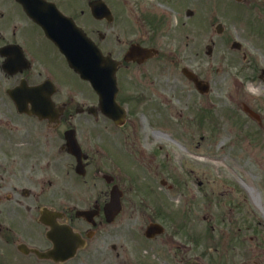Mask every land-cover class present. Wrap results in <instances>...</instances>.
Wrapping results in <instances>:
<instances>
[{"label": "flooded vegetation", "instance_id": "obj_1", "mask_svg": "<svg viewBox=\"0 0 264 264\" xmlns=\"http://www.w3.org/2000/svg\"><path fill=\"white\" fill-rule=\"evenodd\" d=\"M97 1L0 0V264H88L91 256L99 257V264H202L199 255L186 254L190 246L183 239L165 232L163 198L154 181L148 180L152 178L149 168L140 160L144 154L141 151L138 157L132 150L126 132L133 114L130 104L144 100L153 91L139 87L144 81L138 77L152 83L151 76L162 70L166 60L175 64L172 50L166 46L176 39L181 25L170 29L164 14L141 0H114L112 5L102 0L109 13ZM187 1L194 7L187 9V16L198 24V0ZM257 1L243 0L241 4L259 8V36L263 38L264 0ZM165 2L180 13L186 4L184 0ZM232 2L215 0L214 8L229 7ZM92 3L103 12L102 18L92 16ZM52 4L114 61L117 89L113 100L125 110L122 124L103 114L99 94L90 82L69 66L58 46L27 14L49 11ZM196 38L192 55L199 53V35ZM131 49L135 57L125 59ZM139 49H151L144 53L149 57L137 61ZM241 55L246 61V50ZM189 69L200 78L193 65ZM233 72L223 77L228 88H243L250 78L264 86V51L257 68L252 64ZM238 76L241 80L235 79ZM183 77L198 101L210 92L209 86L206 93H199L193 81ZM236 95L238 99L245 97L238 89ZM228 98L234 100L232 94ZM237 104L236 114L261 129L264 113L242 100ZM83 124L90 126L84 129ZM109 130L117 133L115 142L107 139ZM83 131L86 139L82 138ZM70 133L85 155L83 176L75 172L77 159L68 150L66 136ZM120 151L126 154L123 160ZM88 175L90 181L85 180ZM158 183L165 186L162 179ZM112 191L117 194L113 199ZM154 224L163 226L164 231L158 232ZM188 234L189 241L197 244L195 234ZM121 250L129 251V261L121 258ZM72 251L74 255L58 261ZM104 253L117 260L109 262Z\"/></svg>", "mask_w": 264, "mask_h": 264}, {"label": "rangeland", "instance_id": "obj_2", "mask_svg": "<svg viewBox=\"0 0 264 264\" xmlns=\"http://www.w3.org/2000/svg\"><path fill=\"white\" fill-rule=\"evenodd\" d=\"M105 1L114 3V0ZM141 1L162 12L170 29L176 28L177 23L181 25L179 36L166 46L172 50L170 56L175 64L166 60L162 70L151 76L152 83L138 77L144 81L139 87L147 86L154 92L130 104L133 114L126 130L132 150L138 157L141 151L144 154L139 159L152 176L146 179L154 181L152 184L163 198L165 232L183 239L190 246L186 254L199 255L198 262L202 264L212 261L264 264V124L258 129L252 121L235 112L242 100L263 114L264 86L258 79L250 78L243 88H236L242 97L245 95L238 99L236 89L226 87L223 81L225 75L235 74V69L252 64L259 66L264 51V36H259L262 28L259 8L247 11L242 4L235 6L234 3L214 8L215 0H198L195 9L199 12V22L194 24L187 16V9L194 7L187 0L181 13L177 8L170 10L165 0ZM116 9L120 11L118 5ZM216 22L224 25V35L215 34L212 24ZM197 35L199 53L192 55L198 43ZM231 38L241 42L248 54L246 61L242 50L229 48ZM208 44L212 45L210 54H206ZM190 65L209 82L210 92L199 101L179 68ZM235 79L241 80V76ZM89 126L82 125L84 129ZM109 131L107 139L115 142L117 133ZM84 133L81 135L86 139ZM153 151L156 152L149 161ZM125 155L119 152L121 160ZM125 162L124 166L129 169ZM137 165L132 163L139 170ZM161 179L165 186L158 183ZM85 180L90 181V176ZM79 183L83 185V181ZM245 186L253 188L257 203L252 202ZM188 232L192 237L195 234L197 244L189 241ZM103 256L109 262L117 260L110 254ZM120 256L129 261L130 253L121 250ZM99 262V257L91 256L88 264Z\"/></svg>", "mask_w": 264, "mask_h": 264}, {"label": "water", "instance_id": "obj_3", "mask_svg": "<svg viewBox=\"0 0 264 264\" xmlns=\"http://www.w3.org/2000/svg\"><path fill=\"white\" fill-rule=\"evenodd\" d=\"M92 14L95 17H101L102 15L101 12L94 7L92 8ZM30 15L43 27L47 36L58 44L60 49L66 55L70 66L75 69L83 78L91 79L93 77L92 71H97V69H102L104 73L107 74H110L112 72L113 69L109 65L101 64L103 59L99 57V55H97L95 51H93L94 49L92 50L93 52L91 50H83L82 52H80L75 48V44L80 39V35L74 26L73 29L69 28V31L67 33L62 34L60 33L58 27H56L55 25H49L47 21L41 16V13L32 12L30 13ZM208 51H210V47L208 48ZM194 82L200 90H204L202 86L203 84L201 82L195 80ZM93 85L100 92L103 101L106 102L110 97L112 91H109L108 87H98L97 83L95 82ZM105 110H108V113L110 112L109 105L108 107H105ZM69 149L73 155L80 159V149L75 144L73 138L69 139ZM76 171L78 173L82 172L81 165L78 164L76 166ZM111 197H115V194L112 193Z\"/></svg>", "mask_w": 264, "mask_h": 264}, {"label": "bare ground", "instance_id": "obj_4", "mask_svg": "<svg viewBox=\"0 0 264 264\" xmlns=\"http://www.w3.org/2000/svg\"><path fill=\"white\" fill-rule=\"evenodd\" d=\"M155 134H159L160 135V132L159 133L158 132H155ZM245 188L247 189V191H248V193L250 195V198H251L252 202L257 203L258 200L256 199V196L254 194L253 188L248 187V186H245Z\"/></svg>", "mask_w": 264, "mask_h": 264}]
</instances>
